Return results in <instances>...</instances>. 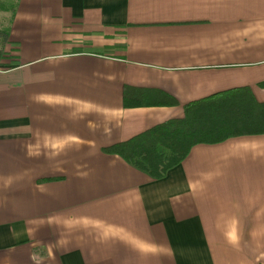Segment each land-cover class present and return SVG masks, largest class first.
<instances>
[{"label": "crops", "instance_id": "crops-1", "mask_svg": "<svg viewBox=\"0 0 264 264\" xmlns=\"http://www.w3.org/2000/svg\"><path fill=\"white\" fill-rule=\"evenodd\" d=\"M0 63V264H264V134L158 180L103 149L248 88L264 0H17ZM124 87L176 105L126 106Z\"/></svg>", "mask_w": 264, "mask_h": 264}, {"label": "trees", "instance_id": "trees-1", "mask_svg": "<svg viewBox=\"0 0 264 264\" xmlns=\"http://www.w3.org/2000/svg\"><path fill=\"white\" fill-rule=\"evenodd\" d=\"M264 87V82L260 84ZM126 106L176 105L168 95L124 87ZM264 134V104L248 88L214 95L184 106V117L157 125L135 137L104 148L135 169L158 180L178 165L198 144H216L228 138Z\"/></svg>", "mask_w": 264, "mask_h": 264}, {"label": "rangeland", "instance_id": "rangeland-1", "mask_svg": "<svg viewBox=\"0 0 264 264\" xmlns=\"http://www.w3.org/2000/svg\"><path fill=\"white\" fill-rule=\"evenodd\" d=\"M17 0H0V63L13 64L16 46L9 44L8 31Z\"/></svg>", "mask_w": 264, "mask_h": 264}]
</instances>
